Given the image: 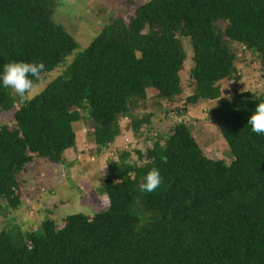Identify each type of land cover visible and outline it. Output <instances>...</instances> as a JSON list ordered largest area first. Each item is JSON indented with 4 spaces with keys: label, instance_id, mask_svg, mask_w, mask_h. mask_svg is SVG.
<instances>
[{
    "label": "trees",
    "instance_id": "obj_1",
    "mask_svg": "<svg viewBox=\"0 0 264 264\" xmlns=\"http://www.w3.org/2000/svg\"><path fill=\"white\" fill-rule=\"evenodd\" d=\"M59 2L0 0V72L13 61L45 64L44 90L29 103L0 84V111L10 114L0 122V208L6 211L27 204L22 171L34 158L71 164L64 150L76 144V119L89 122L98 155L118 135L121 115L131 113V130L142 134L155 110L131 109L146 97L158 103L147 88L158 100L180 91L181 37L192 61L185 103L214 99L221 79L237 78L231 40L257 52L264 79V0H144L126 21L110 17L77 50L74 37L52 19ZM261 101L264 89L245 90L210 107L228 162L204 154L175 115L165 131L143 135L152 142L143 153L136 149L141 163L129 160L127 150L108 160L96 187L102 209L45 216L25 230L0 219V264H264V135L248 125ZM154 167L163 183L142 192Z\"/></svg>",
    "mask_w": 264,
    "mask_h": 264
},
{
    "label": "rangeland",
    "instance_id": "obj_2",
    "mask_svg": "<svg viewBox=\"0 0 264 264\" xmlns=\"http://www.w3.org/2000/svg\"><path fill=\"white\" fill-rule=\"evenodd\" d=\"M144 0H60L53 6L52 19L61 23L76 40V50L83 47L100 30L102 25L110 21V17L119 15L124 21L132 12L133 7ZM186 58L182 62L178 74L180 91L171 100H158L154 97L152 88H147L149 99L158 101L151 104L147 99L145 105H136L132 114L155 110L151 115L150 125L141 126L142 134L134 133L130 128V114L121 115L118 119L119 133L114 141L98 155L92 150V142L87 132L91 128L89 122L76 119L73 122L75 131V146L64 150V155L70 165L53 164L46 159L34 158L24 167L23 193L27 204L14 210L0 208V219H11L21 230L35 228L39 220L45 216L60 217L62 214L83 212L91 214L104 207L103 194L97 192V185L108 172L107 162L116 159L119 150L128 151V159L141 163L145 158L138 157L136 149L141 153L150 146L152 138L143 135L150 129L153 133L167 129L172 116H179L189 128L201 151L211 158H222L228 162L231 154L227 143L220 134L211 118L209 109L222 99H228L239 91L257 94L264 89V79L260 74V62L255 50L246 48L242 43L231 40L229 46L235 53L234 74L237 78H223L219 84V95L214 99H197L194 103H185L184 97L193 89L189 77V56L191 49L188 39L181 37ZM191 63V64H190ZM53 76V75H52ZM184 104L185 110L179 114L171 113L164 116V108ZM175 116V117H176ZM10 114L0 111V122H9ZM86 131V133H85ZM153 135V134H152ZM60 171H63V176ZM36 184L44 187L38 189ZM98 194V195H97ZM23 207V208H21Z\"/></svg>",
    "mask_w": 264,
    "mask_h": 264
},
{
    "label": "clouds",
    "instance_id": "obj_3",
    "mask_svg": "<svg viewBox=\"0 0 264 264\" xmlns=\"http://www.w3.org/2000/svg\"><path fill=\"white\" fill-rule=\"evenodd\" d=\"M45 64L41 62L13 61L4 65L0 72V84L19 98L22 104L29 103L44 90L42 73ZM230 99V97H229ZM180 120V117L178 116ZM251 131L264 135V101L259 102L248 119ZM163 183V177L158 168L150 169L144 176L139 188L142 192L152 193Z\"/></svg>",
    "mask_w": 264,
    "mask_h": 264
},
{
    "label": "built area",
    "instance_id": "obj_4",
    "mask_svg": "<svg viewBox=\"0 0 264 264\" xmlns=\"http://www.w3.org/2000/svg\"><path fill=\"white\" fill-rule=\"evenodd\" d=\"M177 119H179V118L177 117Z\"/></svg>",
    "mask_w": 264,
    "mask_h": 264
}]
</instances>
